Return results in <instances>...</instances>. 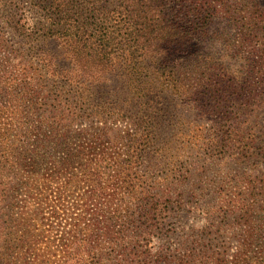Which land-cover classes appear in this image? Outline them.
Masks as SVG:
<instances>
[{"label":"trees","instance_id":"16d2710c","mask_svg":"<svg viewBox=\"0 0 264 264\" xmlns=\"http://www.w3.org/2000/svg\"><path fill=\"white\" fill-rule=\"evenodd\" d=\"M203 4L0 0L1 15L20 41L35 35L56 39L69 57L66 66L44 52L33 62L37 69L8 64L2 52L11 55L18 41L7 45L0 33V71L8 72L0 74V103L22 107L21 129L30 141L23 146L17 143L20 133L0 132V264H264V187L262 214H241L231 253L211 236L221 228L212 212L228 218L231 198L207 208L195 236L186 233L173 246L154 247L164 221L174 219L167 229L173 234L175 220L189 210L194 174L152 176L162 160L148 161L156 125L151 111L123 113L104 105L107 99L85 111L76 97L83 86L90 93L101 89L117 70L130 102L151 93L199 96L196 38L216 10ZM38 68L43 75L35 78ZM117 101L123 105L125 99ZM80 119L99 124L73 128Z\"/></svg>","mask_w":264,"mask_h":264},{"label":"rangeland","instance_id":"374dc122","mask_svg":"<svg viewBox=\"0 0 264 264\" xmlns=\"http://www.w3.org/2000/svg\"><path fill=\"white\" fill-rule=\"evenodd\" d=\"M200 1L203 7L212 6L216 10L208 16L207 25L196 38L202 61L201 73L196 75L199 96L175 97L172 93L156 96L150 92L147 97L130 102L125 98L126 80L114 75L121 72L117 70L101 89L91 88L93 92L90 93L83 86L76 97L82 103L81 110L85 108V111L96 107L103 99H107L104 105L111 109L121 108L123 113L140 115L151 111L156 125L148 161L162 160L161 166L151 168L152 176L185 170L194 174L189 184L194 190L192 199L185 206V210H189L180 213L170 236L167 229L172 222L168 220L174 219L168 217L154 236L153 246H173L186 233L195 236L210 213L207 208L224 205V200L231 198L234 208L228 218L221 219L212 212L214 223L221 228L211 235L214 236L213 244L222 251L226 247L231 253L241 233L237 223L245 218L241 214L258 218L263 208L264 0ZM6 21L7 17L0 11V33L7 45L18 41V45L12 46L15 51L11 55L9 49L2 52V56L6 53L9 56L6 63H31V69H37L33 62L44 52L58 66H66L69 57L58 40L35 35L24 43ZM3 71L0 74H8ZM36 72L35 78L43 75L42 69ZM190 84L192 80L186 84L188 89ZM120 97L125 99L123 105L114 102ZM24 118L26 114L16 103L10 106L0 103V132L7 128L8 132L20 133L17 143L26 146L30 141L21 129ZM98 124L80 119L73 121L72 127L87 128ZM9 138L14 141L15 134H10Z\"/></svg>","mask_w":264,"mask_h":264}]
</instances>
